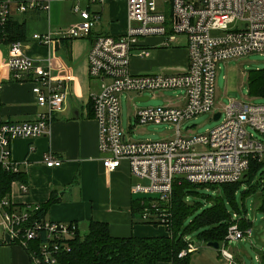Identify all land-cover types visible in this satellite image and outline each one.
<instances>
[{"label": "built area", "instance_id": "obj_1", "mask_svg": "<svg viewBox=\"0 0 264 264\" xmlns=\"http://www.w3.org/2000/svg\"><path fill=\"white\" fill-rule=\"evenodd\" d=\"M79 21L66 31L31 34L30 41L49 50L44 59L36 60L23 52L19 40L8 43L6 68L9 80L28 81L30 92L39 111L33 120L10 122L0 114V169L16 174L24 171L25 161L13 162L9 145L17 138L28 140L48 134L53 116L62 110L67 84L54 73L50 56L57 39L89 41L86 51L88 77L99 82L92 92L91 110L97 125V151L105 171L113 172L121 162L128 165L132 179L129 192L138 199L143 210L138 214L141 223H165L170 209L172 185L180 183L208 184V186L239 181L249 159L262 158L264 144L246 131L254 130L264 138V104L247 100L229 101L219 113L218 124L200 135L192 134V126L180 130L181 125L195 115L212 112L214 107L215 68L226 59H235L251 52L264 54V0H124L125 29L122 34H92L93 25L101 16L90 12L88 6L106 0H68ZM85 3V8L80 3ZM51 0H0V26L12 11L22 14L28 10L47 13ZM210 31L221 32L220 36ZM150 38L158 39L147 44ZM182 39V40H181ZM183 47L187 67L179 72L131 73L130 59L149 56L148 49ZM1 89V84H0ZM177 89L183 92L174 105L139 109L132 117L137 126L165 123L170 125L168 139L151 142L131 140L129 129L123 133L119 119L120 94ZM147 96V95H146ZM152 98V96H147ZM213 116V114H212ZM45 166L57 167L60 160L45 153ZM18 190L26 192L27 183L18 182ZM8 196L0 200V245L15 244L29 254L30 264H53L55 256L68 250L77 223L44 221L33 214L37 204L14 209ZM236 217V216H235ZM160 222V223H158ZM162 225V224H161ZM39 232L42 234L39 235ZM251 230H239L235 222L227 228L220 247L221 258L232 263L226 243L240 240ZM37 241L33 252L28 242ZM177 253L184 257L195 246L186 244ZM230 263V264H231Z\"/></svg>", "mask_w": 264, "mask_h": 264}, {"label": "crops", "instance_id": "obj_2", "mask_svg": "<svg viewBox=\"0 0 264 264\" xmlns=\"http://www.w3.org/2000/svg\"><path fill=\"white\" fill-rule=\"evenodd\" d=\"M54 1L68 0H51V3ZM103 5L107 7L105 16ZM69 7L70 12L73 13L71 2ZM98 11L101 16L93 25L92 34L105 36L122 34L126 27L124 0H106ZM48 13L49 10L47 13L28 10L22 14L16 11L10 14L11 20L23 23L24 54L36 60L44 59L49 50L43 45L30 41V35L63 31L59 29L51 32ZM73 14L76 16V21L70 23H77L78 15ZM54 42L50 56L53 59L54 73L64 78V83L67 84L65 100L62 110L53 116L47 135L28 140L17 138L11 141L9 156L13 162H26L23 179L28 187L26 192L21 193L17 188L18 181L11 182L7 195L9 202L17 210L32 204L43 205L50 195H53L57 200L48 205L43 218L45 222H75L78 229L84 228L89 220L106 223L109 235L114 238L130 237V235L141 237L165 235L161 226L143 224L138 215L131 212V201L135 196L129 192L132 179L129 177L128 165L122 161L118 169L108 172L100 164V153L97 151V125L93 120V110L90 105V94L96 92L99 82L92 80L87 74L86 51L89 41L84 38H74L57 39ZM155 42H158V39L150 38L147 44ZM8 48L7 43L0 42L1 118L12 123L27 122L37 116L39 109L30 92L32 85L28 81L9 80L10 75L6 68ZM148 52L149 56L142 59L134 57L130 59L131 73L138 75L179 72L187 67V52L182 46L164 49L150 47ZM45 153L51 154L55 160H60L57 167H48L42 163ZM258 203L259 201L256 200L254 211ZM246 213L245 211V220H248ZM231 216L233 222L237 224L236 221H239L240 217L234 213ZM248 222L252 223L249 220ZM225 245L227 247V243ZM263 249L264 244H259L255 255L260 258V261L256 260L258 264H264L260 257ZM194 252L195 250L191 253ZM234 256L237 258L236 255ZM28 257L29 254L20 246L0 245V264H30Z\"/></svg>", "mask_w": 264, "mask_h": 264}, {"label": "trees", "instance_id": "obj_3", "mask_svg": "<svg viewBox=\"0 0 264 264\" xmlns=\"http://www.w3.org/2000/svg\"><path fill=\"white\" fill-rule=\"evenodd\" d=\"M24 32L23 23H18L10 18L3 26H0V42L7 44L16 40L22 42ZM246 76L248 96L264 99V69L249 70ZM249 160L244 176L239 181L212 186L187 182L173 184L170 198L171 207L168 214L165 215L167 221L165 223L158 222L164 226L167 234L158 237L130 235V237L114 238L109 235L106 223L89 220L83 228V232L77 228L74 238L68 241V250L57 254L53 264H158L159 262L190 264L189 255L191 253H187L184 257H177V253L187 247L186 242L183 241L186 231L196 232L197 240L200 242H216L220 247L227 234L228 226L233 222L232 213L240 217V220L236 221L239 230L250 229L251 224L245 220L244 216L246 211L244 199L246 197L256 195L257 201H259L256 211L264 213V181L262 173L258 172L264 165V154L260 159ZM23 173L12 174L10 171L0 169V200L8 195L11 182L25 183ZM258 173H260L259 178L257 177ZM241 185L244 187L241 188ZM202 187L218 190V193L213 198L200 194L198 188ZM200 195L203 199L211 201V207L202 208L201 204L194 199L189 202L188 198L199 199L197 197ZM236 195H240L241 207L236 202ZM56 200L55 196L50 195L43 205H39L33 217L43 219L48 205ZM131 209V212L136 215L143 210V206L140 205L137 198L131 201ZM189 215L193 218L192 222L183 226ZM40 234L42 232H39ZM27 244L29 251H35L37 241ZM260 257L264 262V249L261 251Z\"/></svg>", "mask_w": 264, "mask_h": 264}, {"label": "rangeland", "instance_id": "obj_4", "mask_svg": "<svg viewBox=\"0 0 264 264\" xmlns=\"http://www.w3.org/2000/svg\"><path fill=\"white\" fill-rule=\"evenodd\" d=\"M68 1H54L50 4L49 9V18L48 23L51 28V32L57 30L66 31L72 24L76 22V16L70 12ZM81 8H85V3H80ZM115 9H118L117 6H114ZM100 10V4L93 3L88 6V11L95 12ZM107 7L103 5V14L104 16L107 14ZM102 16V17H104ZM221 32L210 31L211 35L220 36ZM51 34V33H50ZM182 40V39H181ZM263 70L264 69V54L261 56L258 53L251 52L249 54H245L240 57H236L235 59H226L220 62L215 68V82H214V107L212 112L209 113H201L195 115V118H190L186 122H184L180 130L183 131L185 127L192 126V134L200 135L205 131H209L211 128L218 124H222L223 122V114L217 120L212 119V114L216 112L222 113V110L225 106H227L228 102L233 100V102H237L239 100H247V102L252 103H262L264 104V99L261 97L248 96V90L246 86L247 81V73L249 70ZM183 92L177 91V89H167L166 91L159 90L154 91L151 94L143 92V96H152V98H148L143 101H135L137 99V95L135 93H124L120 94L119 102V119L121 123L122 132L125 133L128 130V126H131L129 129L128 137L131 140L140 142L150 140L154 142L155 140L168 139L171 137L170 125H166L165 123L160 124H141L137 126L133 120V113L139 111V109L144 108H156V107H166L168 104L174 105L178 102V98L182 95ZM246 131L253 134V137L261 140L264 144L263 136L254 130H249L248 127ZM263 175L262 180L264 181V165L260 168V171ZM260 173H258V178L260 177ZM241 188L244 185L240 186ZM200 194L209 195V197L213 198L217 195L218 190H211L208 187L198 188ZM248 196L244 199L245 208H246V216L249 221H252L250 225L251 234L244 235L242 238L236 241H229L227 243L226 250L232 254V263L229 264H258L257 261H260V258L256 255L257 248L259 244H264V213H259L254 211V206L256 204L257 196ZM195 198H188L189 202L194 199L196 202L201 204L202 208L211 207L212 203L209 199H203L202 195ZM236 202H238L239 207H241L240 195H236ZM201 209V208H200ZM229 209V208H228ZM233 214V213H232ZM192 216H187L186 220L183 223V226L188 225L192 222ZM154 226V225H152ZM156 226H161V230L166 234L165 228L163 225L158 224ZM83 228H81V232H83ZM197 234L193 230L186 231L183 235V241L187 243H191L195 246V252L189 255L190 264H227L226 259H223L219 256L217 249H212L211 247L205 246L204 243L197 240ZM237 258H235V256ZM255 257V258H254ZM238 260V261H237Z\"/></svg>", "mask_w": 264, "mask_h": 264}, {"label": "water", "instance_id": "obj_5", "mask_svg": "<svg viewBox=\"0 0 264 264\" xmlns=\"http://www.w3.org/2000/svg\"><path fill=\"white\" fill-rule=\"evenodd\" d=\"M146 98H147V96L138 97L137 99H135V101H139V100L143 101V100H146ZM218 118H219V113L218 112L214 113L213 116H212V119L217 120ZM205 246L211 247L214 250L218 249V247H219V245H217L216 242L215 243L206 242Z\"/></svg>", "mask_w": 264, "mask_h": 264}]
</instances>
